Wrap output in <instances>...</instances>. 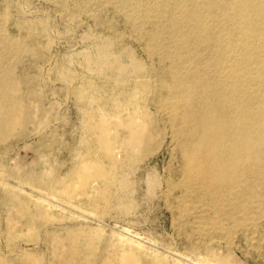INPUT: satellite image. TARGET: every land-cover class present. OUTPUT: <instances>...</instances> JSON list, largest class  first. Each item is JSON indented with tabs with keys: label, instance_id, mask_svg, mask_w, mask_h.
I'll list each match as a JSON object with an SVG mask.
<instances>
[{
	"label": "rangeland",
	"instance_id": "obj_1",
	"mask_svg": "<svg viewBox=\"0 0 264 264\" xmlns=\"http://www.w3.org/2000/svg\"><path fill=\"white\" fill-rule=\"evenodd\" d=\"M86 1L0 0V28L22 45L19 59L4 65L13 68L20 92L34 96L24 100L31 115L25 131L0 148V170L45 183L33 188L0 175V264H116L127 249L140 264H264V212L245 229L224 212L219 217L202 187L183 191L185 159L175 137L183 128L158 106L167 63L146 51L150 25L131 30L110 7L74 14L73 3ZM101 51L114 63L111 70L84 65ZM130 58L158 76L135 74ZM95 117L146 125L155 133L150 153L133 157L120 143L127 135L121 126L111 165L90 151ZM95 160L103 162L106 179L83 187L73 172ZM258 199L264 205V190Z\"/></svg>",
	"mask_w": 264,
	"mask_h": 264
},
{
	"label": "bare ground",
	"instance_id": "obj_2",
	"mask_svg": "<svg viewBox=\"0 0 264 264\" xmlns=\"http://www.w3.org/2000/svg\"><path fill=\"white\" fill-rule=\"evenodd\" d=\"M93 7L112 8L136 31L144 30L146 25L152 29L144 39L146 51L167 63L160 71L163 79L157 84L164 93L160 98L157 95L158 106L171 125L179 119L183 128L175 131L185 159L180 183L183 191L190 192L198 185L219 217L224 212L245 229L257 226L264 212L263 202L258 199L264 190V0H87L73 3L72 11L76 14ZM120 38L116 35L114 43L118 44ZM0 45L4 51L0 54L1 148L12 134L25 131L31 115L24 100L34 96L20 92L13 68L4 65L19 59L21 43L7 38L0 28ZM130 59L135 74L147 78L153 71V76H158V72L146 70L136 59ZM84 65H95L106 72L114 63L107 52L101 51L86 58ZM93 120L95 139L90 151L111 165H115L119 140L116 129L121 126L127 135L120 143L133 157L150 153L155 133L134 118L124 124L104 117ZM0 175L16 177L33 188L45 184L39 174V178L18 176L15 170L2 167ZM73 176L84 187L92 179L105 180L106 169L101 160L88 161L80 164ZM63 194L70 192L63 189ZM251 211L256 216L247 218ZM213 226L221 230L218 220L214 219ZM116 264L140 263L136 253L127 249L116 258Z\"/></svg>",
	"mask_w": 264,
	"mask_h": 264
}]
</instances>
